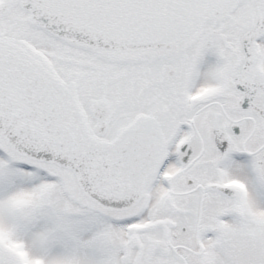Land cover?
<instances>
[{"label":"snow or ice","instance_id":"snow-or-ice-1","mask_svg":"<svg viewBox=\"0 0 264 264\" xmlns=\"http://www.w3.org/2000/svg\"><path fill=\"white\" fill-rule=\"evenodd\" d=\"M0 264H264V0H0Z\"/></svg>","mask_w":264,"mask_h":264}]
</instances>
